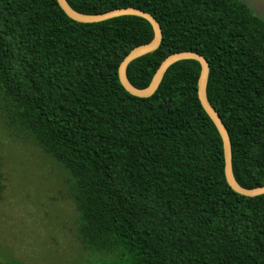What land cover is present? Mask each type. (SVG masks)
<instances>
[{"label":"trees","instance_id":"trees-1","mask_svg":"<svg viewBox=\"0 0 264 264\" xmlns=\"http://www.w3.org/2000/svg\"><path fill=\"white\" fill-rule=\"evenodd\" d=\"M85 14L134 7L162 27L129 64L147 88L171 54L209 62L207 94L230 135L236 181L264 186V21L240 0H67ZM123 16L85 24L57 0H0V118L68 175L84 249L103 264H264V195L236 193L198 97L201 65L171 66L150 98L119 67L154 39ZM0 264H16L0 261Z\"/></svg>","mask_w":264,"mask_h":264},{"label":"rangeland","instance_id":"rangeland-1","mask_svg":"<svg viewBox=\"0 0 264 264\" xmlns=\"http://www.w3.org/2000/svg\"><path fill=\"white\" fill-rule=\"evenodd\" d=\"M264 21V0H240ZM65 171L42 149L16 138L0 118V261L103 264L86 251Z\"/></svg>","mask_w":264,"mask_h":264},{"label":"water","instance_id":"water-1","mask_svg":"<svg viewBox=\"0 0 264 264\" xmlns=\"http://www.w3.org/2000/svg\"><path fill=\"white\" fill-rule=\"evenodd\" d=\"M57 2L70 19L79 23L93 24V23H101L107 20H111L123 16H137L148 20L152 24L155 33L154 39L150 43L140 45L134 48L133 50H131V52L124 58V60L122 61L119 67L120 82L123 85V87L127 90V92H129L133 96L139 98L152 97L157 92L164 75L171 66L183 60L198 61L201 65V72L198 80V97L200 99L202 106L213 120L222 138L223 147H224V157H225L226 180L230 185V187L236 193L242 196L257 197L264 195V186L248 189L241 186L234 177L232 143L226 125L224 124L221 116L214 108V106L210 103L208 98L207 83L210 72V66H209V62L204 56L192 51L178 52L171 54L161 63L150 85L145 89H138L129 82L126 74L127 67L134 60L149 53H152L160 48L163 40V32H162V27L159 24V22L156 20V18L150 13L136 9L134 7L120 8L101 14H85L73 9L70 6V4L67 2V0H57Z\"/></svg>","mask_w":264,"mask_h":264}]
</instances>
